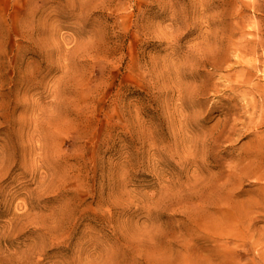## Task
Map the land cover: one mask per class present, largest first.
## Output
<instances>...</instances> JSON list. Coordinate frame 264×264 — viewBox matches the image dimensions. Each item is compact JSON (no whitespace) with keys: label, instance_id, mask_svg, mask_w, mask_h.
Instances as JSON below:
<instances>
[{"label":"rangeland","instance_id":"obj_1","mask_svg":"<svg viewBox=\"0 0 264 264\" xmlns=\"http://www.w3.org/2000/svg\"><path fill=\"white\" fill-rule=\"evenodd\" d=\"M0 264H264V0H0Z\"/></svg>","mask_w":264,"mask_h":264}]
</instances>
